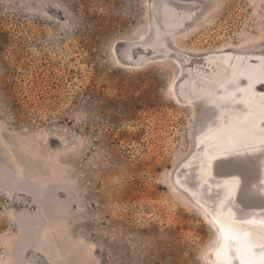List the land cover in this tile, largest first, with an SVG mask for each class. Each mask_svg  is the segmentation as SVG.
Listing matches in <instances>:
<instances>
[{
	"label": "rangeland",
	"instance_id": "rangeland-1",
	"mask_svg": "<svg viewBox=\"0 0 264 264\" xmlns=\"http://www.w3.org/2000/svg\"><path fill=\"white\" fill-rule=\"evenodd\" d=\"M262 97L264 0H0V264H213L264 119L208 167L210 135Z\"/></svg>",
	"mask_w": 264,
	"mask_h": 264
},
{
	"label": "snow or ice",
	"instance_id": "snow-or-ice-1",
	"mask_svg": "<svg viewBox=\"0 0 264 264\" xmlns=\"http://www.w3.org/2000/svg\"><path fill=\"white\" fill-rule=\"evenodd\" d=\"M260 116L264 119V107L260 110ZM254 121L225 128H218L211 138L215 142V150L227 152L234 150L243 140L255 138ZM212 129H209V134ZM205 143H208V136H205ZM260 151L264 153V131L260 133L258 140ZM213 147H209L207 155L208 167H211L212 157L210 153ZM239 181H234L227 193L228 203L231 204L234 192ZM247 196L245 190H241L239 197L242 200ZM214 225L217 228V242L214 249L215 261L213 264H264V221L260 226L255 227V221L238 216L235 212L229 211L227 215L221 211L214 216Z\"/></svg>",
	"mask_w": 264,
	"mask_h": 264
},
{
	"label": "bare ground",
	"instance_id": "bare-ground-1",
	"mask_svg": "<svg viewBox=\"0 0 264 264\" xmlns=\"http://www.w3.org/2000/svg\"><path fill=\"white\" fill-rule=\"evenodd\" d=\"M258 87H261V85H258L256 88H258ZM245 104L247 106V109L245 111L243 110V112L240 111V112H242L241 116H238L234 112L228 111V114L224 115V117L222 118L223 123H220L218 125V128L235 126L237 124L244 123L245 121H254V124H255L261 118L260 110L262 107H264V97L252 98L250 100H247L245 102ZM253 110H255L257 112L255 116H252ZM250 116H252L251 119H250ZM213 135H215V132H213L210 135V139H212L211 137ZM221 152L222 151L215 150V148H213V151L210 154L211 155L212 154H220ZM206 159L208 160L209 158H206ZM206 182H207V180H206ZM223 183L224 184L222 186L221 191H219V194L214 199V202H216V204L214 206H209L208 204L202 205L204 207V209L207 210V212H209V214H210L209 217H210V220H211V223H212L214 229L216 230V233H217V228L214 225L213 220H214V216L218 215L221 211H223V213L225 215H227L229 213V211H232V212H235L238 216H242L245 219H251V220L255 221V227L258 228L260 226V222L264 221V213L257 212V211H250V210H247V211L240 210L237 207V200L235 199V192H234V198L232 200V203L229 204L228 199H227V193L230 190V186L233 185L234 180L226 179V181ZM216 237H217V235H216Z\"/></svg>",
	"mask_w": 264,
	"mask_h": 264
}]
</instances>
